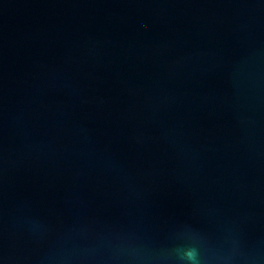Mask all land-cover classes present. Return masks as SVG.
I'll list each match as a JSON object with an SVG mask.
<instances>
[{
  "label": "water",
  "instance_id": "95a60500",
  "mask_svg": "<svg viewBox=\"0 0 264 264\" xmlns=\"http://www.w3.org/2000/svg\"><path fill=\"white\" fill-rule=\"evenodd\" d=\"M0 264H264V0H0Z\"/></svg>",
  "mask_w": 264,
  "mask_h": 264
}]
</instances>
